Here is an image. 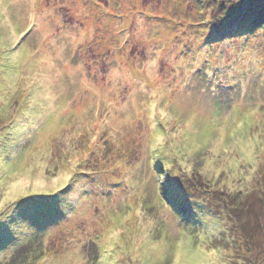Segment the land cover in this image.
<instances>
[{"label":"rangeland","instance_id":"rangeland-1","mask_svg":"<svg viewBox=\"0 0 264 264\" xmlns=\"http://www.w3.org/2000/svg\"><path fill=\"white\" fill-rule=\"evenodd\" d=\"M226 1L0 0V264H264V29L206 34Z\"/></svg>","mask_w":264,"mask_h":264},{"label":"trees","instance_id":"trees-1","mask_svg":"<svg viewBox=\"0 0 264 264\" xmlns=\"http://www.w3.org/2000/svg\"><path fill=\"white\" fill-rule=\"evenodd\" d=\"M228 1H226V2H228L230 5H226V6H229L230 8L227 10L228 13H226V14H229L227 16L228 19H230V18L235 19V21L233 22L234 25H231L233 32L235 29H239L240 33L249 34V33L254 32L257 29H264V13H263L264 7L263 6L259 7V8H261V9H259V11L262 12V14L255 12L254 10L257 9L256 7L259 6V4L256 0H240V7H238V9H232V5L235 3V0H228ZM221 6H222V4H221ZM223 6H225V3H223ZM241 8H246L245 10H251L254 12H253V14L249 13L248 15H246L247 13H245V14L241 13L242 12ZM228 29H230V28H228ZM160 167L161 166L158 163L157 170L159 171V174L161 175L162 172H160L161 171ZM158 177L160 179L163 178L159 175H158ZM158 183H162V180H160ZM166 196H168L169 200L172 201V199L170 198L171 195H165V197ZM163 201L166 204V201L165 200H163ZM242 202L243 201H240L239 203H242ZM172 203H173V207L176 210H178L179 212H181V210L183 208L186 209V207H183L182 204L178 205L179 204L178 199L175 202L172 201ZM244 205H246V204H244ZM243 207L244 206H239L238 209H243ZM47 210L49 212V215L55 219V211L56 210H55L54 206L50 203H47ZM182 213H184L183 217H185L187 214V209H186V211H183ZM33 216L35 217V219H37V221L39 223H42L44 221L43 214L40 212V210H38V208L33 209ZM55 221H57V220L55 219ZM100 248L101 247H98V250H100ZM25 249H26V247H21L18 250H16L15 254L13 255L14 257H12V260L7 262L6 264H15L17 262V259L24 253ZM98 253L101 254L100 251H98ZM97 263H99V261H96V264Z\"/></svg>","mask_w":264,"mask_h":264},{"label":"snow or ice","instance_id":"snow-or-ice-1","mask_svg":"<svg viewBox=\"0 0 264 264\" xmlns=\"http://www.w3.org/2000/svg\"><path fill=\"white\" fill-rule=\"evenodd\" d=\"M24 203H29L28 201H25ZM19 207V205H14L13 206V208L15 209V208H18ZM3 219H4V217H2V216H0V221H3ZM0 226H2V225H0Z\"/></svg>","mask_w":264,"mask_h":264}]
</instances>
